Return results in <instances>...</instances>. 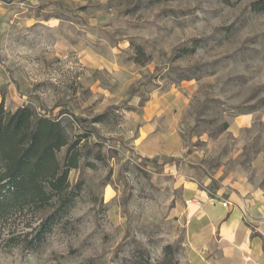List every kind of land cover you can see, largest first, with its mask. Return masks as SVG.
Masks as SVG:
<instances>
[{"label": "rangeland", "instance_id": "obj_1", "mask_svg": "<svg viewBox=\"0 0 264 264\" xmlns=\"http://www.w3.org/2000/svg\"><path fill=\"white\" fill-rule=\"evenodd\" d=\"M253 1L0 0V105L47 110L80 140L62 194L0 221V264H197L186 213L204 203L197 191L240 210L264 256ZM156 100L163 113L146 120Z\"/></svg>", "mask_w": 264, "mask_h": 264}, {"label": "trees", "instance_id": "obj_2", "mask_svg": "<svg viewBox=\"0 0 264 264\" xmlns=\"http://www.w3.org/2000/svg\"><path fill=\"white\" fill-rule=\"evenodd\" d=\"M250 9L264 14V0H254ZM142 56L141 53L137 58L138 63L145 62ZM49 113L42 108L38 112L28 105L6 113L0 105V221L29 205L45 207L62 194L70 172L79 168L80 140L70 141L62 122L51 118ZM75 121L82 122L80 118ZM65 147L66 155L60 160L58 153ZM145 161L155 162L150 158ZM44 228L43 225L34 238L36 242L29 244L33 249L41 243ZM172 250L171 245L167 246L166 255H172Z\"/></svg>", "mask_w": 264, "mask_h": 264}, {"label": "crops", "instance_id": "obj_3", "mask_svg": "<svg viewBox=\"0 0 264 264\" xmlns=\"http://www.w3.org/2000/svg\"><path fill=\"white\" fill-rule=\"evenodd\" d=\"M161 113L162 107L157 100L153 101L145 109V119H153ZM154 128V125L146 126L143 136L149 135ZM197 192L195 195L204 203L191 202L193 205L186 211L189 245L201 257L197 264H264V256L258 251L261 241L252 238L240 210L228 211L222 202L208 199L206 192ZM202 253H208L207 259Z\"/></svg>", "mask_w": 264, "mask_h": 264}, {"label": "built area", "instance_id": "obj_4", "mask_svg": "<svg viewBox=\"0 0 264 264\" xmlns=\"http://www.w3.org/2000/svg\"><path fill=\"white\" fill-rule=\"evenodd\" d=\"M222 205H223V207H228V203L227 202H224Z\"/></svg>", "mask_w": 264, "mask_h": 264}]
</instances>
